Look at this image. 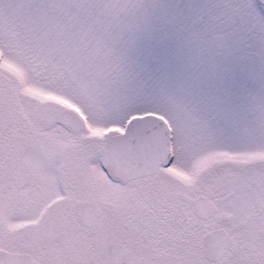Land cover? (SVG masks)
Wrapping results in <instances>:
<instances>
[{
  "label": "snow or ice",
  "instance_id": "1",
  "mask_svg": "<svg viewBox=\"0 0 264 264\" xmlns=\"http://www.w3.org/2000/svg\"><path fill=\"white\" fill-rule=\"evenodd\" d=\"M0 264H264V0H0Z\"/></svg>",
  "mask_w": 264,
  "mask_h": 264
}]
</instances>
